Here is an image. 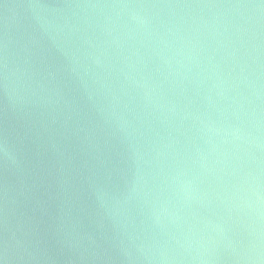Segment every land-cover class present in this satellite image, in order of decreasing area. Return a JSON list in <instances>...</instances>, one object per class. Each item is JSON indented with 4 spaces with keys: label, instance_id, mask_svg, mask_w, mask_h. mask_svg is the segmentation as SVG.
<instances>
[{
    "label": "water",
    "instance_id": "obj_1",
    "mask_svg": "<svg viewBox=\"0 0 264 264\" xmlns=\"http://www.w3.org/2000/svg\"><path fill=\"white\" fill-rule=\"evenodd\" d=\"M0 264H264V0H0Z\"/></svg>",
    "mask_w": 264,
    "mask_h": 264
}]
</instances>
